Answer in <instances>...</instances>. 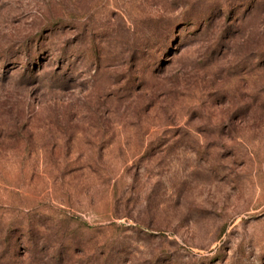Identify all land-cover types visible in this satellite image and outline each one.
I'll return each instance as SVG.
<instances>
[{"label":"rangeland","instance_id":"1","mask_svg":"<svg viewBox=\"0 0 264 264\" xmlns=\"http://www.w3.org/2000/svg\"><path fill=\"white\" fill-rule=\"evenodd\" d=\"M0 264H264V0H0Z\"/></svg>","mask_w":264,"mask_h":264}]
</instances>
